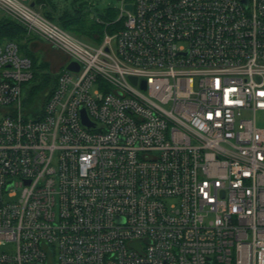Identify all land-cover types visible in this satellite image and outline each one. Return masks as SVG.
Instances as JSON below:
<instances>
[{
    "label": "built area",
    "instance_id": "1",
    "mask_svg": "<svg viewBox=\"0 0 264 264\" xmlns=\"http://www.w3.org/2000/svg\"><path fill=\"white\" fill-rule=\"evenodd\" d=\"M32 3L67 61L31 106L0 41V264H264V0H119L97 45Z\"/></svg>",
    "mask_w": 264,
    "mask_h": 264
},
{
    "label": "trees",
    "instance_id": "2",
    "mask_svg": "<svg viewBox=\"0 0 264 264\" xmlns=\"http://www.w3.org/2000/svg\"><path fill=\"white\" fill-rule=\"evenodd\" d=\"M32 2H34L36 6H40L42 12L50 19L56 21L63 28L80 38H97L100 41L106 30L112 31L114 26L117 27L119 25V23L115 25L111 23L117 16V9L114 11L108 10L95 17V20L91 22L87 21L85 10L87 0H71L70 6H68V0H32ZM97 18H101L103 22L98 21ZM26 35L31 34L27 32L22 24L18 23L7 14L0 18V41L5 39L18 41L20 47L25 48V53L32 57L34 68H39L38 70H34L32 81L35 85L32 90L30 89L27 96L28 104L33 105L32 103L34 100L35 105L42 102V99L37 96V93L49 83L55 81V76L47 69H44L45 66L43 65L45 63L41 62L28 45L23 42ZM35 81L38 83H35ZM53 87L54 83L51 84L48 91H51Z\"/></svg>",
    "mask_w": 264,
    "mask_h": 264
},
{
    "label": "rangeland",
    "instance_id": "3",
    "mask_svg": "<svg viewBox=\"0 0 264 264\" xmlns=\"http://www.w3.org/2000/svg\"><path fill=\"white\" fill-rule=\"evenodd\" d=\"M24 1L32 2V0H24ZM70 2L71 0H68V6H70ZM118 5H119V0H87L85 4L86 20L91 22L95 20V17H97L98 15L104 12H107L108 10L110 11L111 10L114 11L115 9L118 10ZM5 14L6 13L0 8V18ZM85 40L94 45H97L101 41V40L99 41L97 38L85 39ZM23 42L28 45V47L36 54V56L40 59L41 62L46 64L43 65L45 66L44 69H47L51 73H59L63 70L62 65L65 64L67 61V56L63 51L53 47L46 40L40 39L39 37L33 35H26V37L23 39ZM25 51H26L25 48H21L22 53H25ZM35 69L36 68H34V70ZM35 83L38 82L35 81ZM53 83L54 81H52L42 90H40L37 93V96L40 97V99L44 98L51 84ZM34 85L35 84L33 83V81L27 82L25 84L24 96L26 97L28 96L30 89L32 90ZM32 104L34 105V100ZM31 106L30 108H32Z\"/></svg>",
    "mask_w": 264,
    "mask_h": 264
},
{
    "label": "water",
    "instance_id": "4",
    "mask_svg": "<svg viewBox=\"0 0 264 264\" xmlns=\"http://www.w3.org/2000/svg\"><path fill=\"white\" fill-rule=\"evenodd\" d=\"M245 2H247V0H244ZM32 5H34V3H32ZM128 8H131V5H128L127 6ZM68 69H73V70H77L78 69V64L76 62H71L68 66H67ZM145 81L143 83V86H145ZM81 116H82V122L89 126V127H96V124L91 121L87 115V112H86V109L83 108L82 109V112H81Z\"/></svg>",
    "mask_w": 264,
    "mask_h": 264
}]
</instances>
